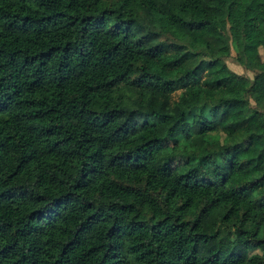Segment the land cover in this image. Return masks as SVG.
<instances>
[{
	"label": "trees",
	"instance_id": "obj_1",
	"mask_svg": "<svg viewBox=\"0 0 264 264\" xmlns=\"http://www.w3.org/2000/svg\"><path fill=\"white\" fill-rule=\"evenodd\" d=\"M259 47L264 0H0V264H264Z\"/></svg>",
	"mask_w": 264,
	"mask_h": 264
},
{
	"label": "rangeland",
	"instance_id": "obj_2",
	"mask_svg": "<svg viewBox=\"0 0 264 264\" xmlns=\"http://www.w3.org/2000/svg\"><path fill=\"white\" fill-rule=\"evenodd\" d=\"M231 51L230 54L224 57V60L226 61L227 65L229 66L230 69H232L233 71H235L238 74L241 75H247L249 77L253 76V71L250 69H246L243 66H241L235 59V47L234 44L231 43ZM259 53L261 58L264 60V47H259ZM181 92V89L176 90L175 92H173V94L171 95L172 99H175L178 97L179 93ZM188 118L191 119V114L188 115ZM211 136H215V137H221L220 133L218 131H214L211 132L209 134V137Z\"/></svg>",
	"mask_w": 264,
	"mask_h": 264
}]
</instances>
